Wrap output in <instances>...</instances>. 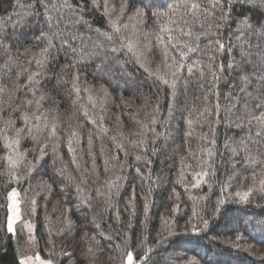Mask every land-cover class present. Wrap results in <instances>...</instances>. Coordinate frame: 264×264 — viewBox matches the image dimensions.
<instances>
[{
  "label": "trees",
  "instance_id": "16d2710c",
  "mask_svg": "<svg viewBox=\"0 0 264 264\" xmlns=\"http://www.w3.org/2000/svg\"><path fill=\"white\" fill-rule=\"evenodd\" d=\"M124 3L0 0V264H264V0Z\"/></svg>",
  "mask_w": 264,
  "mask_h": 264
},
{
  "label": "rangeland",
  "instance_id": "374dc122",
  "mask_svg": "<svg viewBox=\"0 0 264 264\" xmlns=\"http://www.w3.org/2000/svg\"><path fill=\"white\" fill-rule=\"evenodd\" d=\"M13 192L11 190L8 194V218H7V229L9 232L13 233L14 229L16 227V224L20 221V204H19V198H18V192L15 191V196H10V194ZM11 220V231L9 230V222ZM28 235L31 237L32 228L30 225L26 224ZM262 234V233H261ZM264 235V231H263ZM21 264H52L51 262L41 258L39 255L33 254L32 252H29L28 254H25L21 259ZM127 264H132V259L127 260Z\"/></svg>",
  "mask_w": 264,
  "mask_h": 264
},
{
  "label": "snow or ice",
  "instance_id": "6c2138e0",
  "mask_svg": "<svg viewBox=\"0 0 264 264\" xmlns=\"http://www.w3.org/2000/svg\"><path fill=\"white\" fill-rule=\"evenodd\" d=\"M94 2H95V0H94ZM178 6L179 5H176V7H178ZM126 7H127V3H126V0H125V3L123 5H121V9H120L121 14H123L125 12ZM173 7H174L173 4H168V8L169 9H172ZM196 7H197V5H195V4L192 5V8H196ZM142 13H143V9H137L136 10V15L133 16V17H130L129 19L137 20L138 23H141L142 21H140L138 19V17H140L142 15ZM160 15L161 16H167L168 13L161 12ZM109 23L112 24L113 29H114L115 32H119L120 31V28L119 27H116L115 22H113V21L110 20ZM175 23H176L175 20L169 18L168 21H167V23L164 25V27L165 28H168L171 24H175ZM124 27L127 28L128 26L127 25H124ZM49 43H51V41H49ZM161 43H163V41H161ZM128 48H129V51H132V44H131V42H129ZM145 70L147 71V69H145ZM179 70L180 69L177 68V72H179ZM188 71L191 72L192 71V68L189 67ZM36 119L39 120V117H37ZM25 120L27 121V118H25ZM20 131L21 130H18V134H19ZM52 135H55V125H53ZM73 135H75V133H73ZM69 143H71V141ZM11 144H19V140L17 139V140L11 141L10 144H9V146H11ZM70 151H71V148H70ZM41 152L43 154V152H44V148L43 147L41 148ZM15 195H16L15 190H13V192L10 194V196H15ZM205 224H207V222H205ZM9 230L11 231V220L9 222ZM238 239H239V237H238ZM129 260H131V255H129Z\"/></svg>",
  "mask_w": 264,
  "mask_h": 264
}]
</instances>
